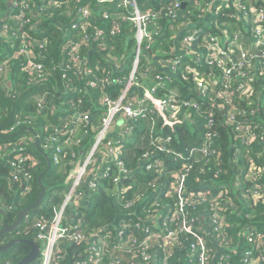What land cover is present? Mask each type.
<instances>
[{
	"label": "built area",
	"instance_id": "built-area-1",
	"mask_svg": "<svg viewBox=\"0 0 264 264\" xmlns=\"http://www.w3.org/2000/svg\"><path fill=\"white\" fill-rule=\"evenodd\" d=\"M190 2L201 10L200 19L205 18L208 5L204 0H166L157 6L138 0H0V7L3 3L10 6L0 12V40L6 39L15 48L11 57L0 61V75L6 73L11 60L20 59L22 70L38 75L30 80V87L42 85L37 81L52 73H48L41 50L49 48L55 31L47 33L40 16L58 13L63 33V61L52 63L53 70L62 72L65 100L60 104V122L47 123L48 132L40 145L52 154L55 166L67 160L70 168L61 202L52 203L50 211L28 215L18 232L32 235L39 244L40 254L32 264H61L64 243L76 248L73 264H171L173 248L184 246L186 235L195 238L190 247L192 264H232L238 249L243 250L239 259L243 264L264 260V232L253 233L249 225L241 229L244 245L233 244L231 253L218 256L214 248L223 250L229 245L225 238L220 240L227 216L214 202L205 208L216 234L209 241L199 227L198 215L203 218V211L197 214L190 208L212 197L207 194L210 189L187 184L194 164L207 165L219 151L216 113L207 112L202 100L214 97L223 111L222 123L234 126L242 135L247 154L255 149L249 140L256 135L257 125L241 118L246 111L239 109V103L264 107V0L252 9L243 0H222L215 11L220 18L211 19L209 26L194 25L184 31L180 47L166 52V31H182L187 17L192 18V11H184L183 4ZM244 16L257 53L252 48L245 55L243 34H230L227 29ZM126 31L134 39V56L125 75L113 70L112 64L97 67L95 73L96 61L95 65L91 62L90 51L96 43ZM147 81H151L149 86ZM47 94L35 95L39 108H47ZM89 102L98 106L91 108ZM34 119L17 115L3 132L30 125ZM199 123L203 125L202 141L181 149L175 143L181 126L196 129ZM146 135L149 148L134 162L136 167L130 168L135 155L129 147ZM37 139L38 135H25L17 143H0V161L8 163L9 181L20 186L21 195L33 190L30 167L39 160L28 152V146ZM262 153L264 148L257 151L258 156ZM240 155L236 147L234 156ZM144 175L146 179L141 181ZM263 175L264 165L251 162L247 177L256 182ZM202 184L207 183H197ZM102 187L128 211L129 218L99 226L86 221L83 203L96 197ZM253 192L264 193V187L259 185ZM48 199L52 201L53 196ZM1 210L5 214L14 206L2 204Z\"/></svg>",
	"mask_w": 264,
	"mask_h": 264
},
{
	"label": "trees",
	"instance_id": "trees-1",
	"mask_svg": "<svg viewBox=\"0 0 264 264\" xmlns=\"http://www.w3.org/2000/svg\"><path fill=\"white\" fill-rule=\"evenodd\" d=\"M140 2L148 1L152 5H161L166 0H138ZM247 3L245 0H243ZM257 2V4H259ZM9 4L3 3L0 7V12H4L9 9ZM193 11L195 14H200L201 10L193 5ZM191 11V10H189ZM41 26L47 28V33L55 34L52 36V43L49 48L41 50V53L45 56V66L48 73H52L48 77H42L37 82L42 85L36 87H30L31 79H38V75L30 74L22 70V61L20 59H13L8 64L6 73L0 75V143L12 144L17 143L25 135L35 136L38 135L40 141L28 146V152L37 157L39 163L30 167L31 172L34 175L33 190L26 194H20V186L17 184H11L9 181V165L6 161H0V228L2 227L4 219L9 223H13L20 209L26 208L35 203L37 197L41 193V187L38 182L39 175L47 169L48 163L45 153L49 156L51 161V167L46 171L42 177V181L47 188L46 194L50 197L53 195L54 190L63 191L66 188L64 174L70 168L67 160H64L61 166L57 167L52 162V154L42 149L43 135H47L48 122H60V115L63 107L60 106L65 99L62 96L63 81L62 72L60 70H53V61L61 62L63 57L61 56L60 43L62 41V29L59 27L58 13L50 14L49 16H40ZM192 17V14H191ZM216 17V16H215ZM221 17H223L221 15ZM193 19L196 16L192 17ZM220 18V16H217ZM163 24L167 27V20H162ZM167 35L170 33L168 31ZM183 32V31H182ZM62 33V34H61ZM184 33V32H183ZM130 32L126 31L124 35H119L116 38H108V41L104 43H96L93 50L90 51V58L96 61L95 73H98L97 67H108V59L119 56L122 54L124 47H132L134 39L130 36ZM183 35V34H182ZM6 39L0 40V61L6 57H11L15 48L6 43ZM196 43V41H195ZM115 45L116 54L112 53ZM91 52L93 54H91ZM39 53V51L37 52ZM107 59V60H106ZM59 71V72H58ZM69 79L72 76H68ZM48 92L47 94V108L43 106L39 108L38 102L35 99V95ZM195 95H198L196 91ZM96 94V93H95ZM99 94H96L95 102H98ZM207 112L215 111V129L220 134V139L217 140L218 154L211 158V161L203 166L197 162L189 173L187 184L190 188L200 187L207 191L212 197H205L204 202L196 207L191 206L190 212L198 214L199 210L203 211L204 217H199L198 221L202 229L200 230L206 236L208 240L216 238V234L212 232V226L209 222V217L205 208L212 202L217 204L218 209L223 210V213L227 216V219L222 223L225 227L223 237L229 242V245L225 249L220 250L214 248L218 252V256L222 253H231L230 246L235 244L244 245L242 243L241 229L245 225H249L253 233L264 232V193L255 195L253 192L256 187L261 185L264 187V175L260 181H253L247 177V173L251 162L256 163L259 166L264 165V153L261 156L257 155V151L260 148H264V107H252L247 106L246 101L239 103V109L245 110L246 114L241 118L250 121L252 125H257L254 132L256 135L249 140V143L255 148L253 152L247 154L246 146H243V137L234 126L226 125L222 123L223 111L220 107V103L215 101L214 97H211L207 101H203ZM264 103V101H263ZM98 103L92 104L89 102L91 108L97 107ZM22 117L30 115L35 119L30 125L17 127L12 131L3 132L5 129H9L15 122L16 116ZM203 131L202 123H199L195 128H189L181 126V135L175 139L181 149H185L188 146L199 144L202 141L200 137ZM238 147L240 156L235 157V148ZM130 149L134 150L132 155L134 159L128 164L130 168L136 167L138 158L142 157L145 151L149 148V136L146 135L143 141L135 142L130 145ZM129 154V158H131ZM128 158V160H129ZM263 168V167H262ZM259 169V171L262 170ZM135 176V175H134ZM141 176V175H140ZM146 176L140 178L141 181H145ZM110 179L107 178V181ZM206 181L205 185H197V183ZM110 182V181H109ZM107 183V182H106ZM214 186V187H211ZM101 192L96 197L83 203V209L85 211V219L87 222L93 224V226H99V224H112L119 221L123 217L127 216V212L118 204L114 197L107 194L106 187L100 189ZM62 200L61 195L53 196V200L49 201L47 198L39 207H35L29 213V217L35 213H42L44 211L51 210L52 203H59ZM2 204L13 205L14 210L8 213H3L1 210ZM237 205L236 210L233 206ZM200 213V212H199ZM28 216L24 219L26 222ZM129 218V215L127 216ZM24 224V223H23ZM22 224L18 226L16 230L4 235L3 240L5 242L13 238H24L34 240L32 235L18 234L20 230H23ZM195 241L193 235H186L183 238L184 246H175L173 248V254L170 257L171 264H192L193 257L190 254V247ZM218 242V241H217ZM241 242V243H239ZM64 257L61 264H73L74 254L76 248L69 243H64ZM30 252V246L27 244H18L13 246L9 251L1 254L0 264H4L5 261L11 260L12 264H17L24 256ZM243 254V250L238 249L236 254H233L232 264H243L239 262ZM261 264H264L262 260Z\"/></svg>",
	"mask_w": 264,
	"mask_h": 264
},
{
	"label": "crops",
	"instance_id": "crops-1",
	"mask_svg": "<svg viewBox=\"0 0 264 264\" xmlns=\"http://www.w3.org/2000/svg\"><path fill=\"white\" fill-rule=\"evenodd\" d=\"M205 1V5H208V11L205 14V18L200 19L198 14H195L193 11V5L192 2L187 3L185 5V7H183L184 11L186 10L192 11V17L196 16L195 19L193 18H188V20L186 22H184L181 26L183 27L182 31H189V29L191 30L192 28H195L194 25L197 26H209L210 25V20L211 19H217V15L215 17V11L221 7V3L222 0H204ZM247 3V8L252 9L253 5H256L257 2H259L260 0H245ZM193 23V24H192ZM246 27H247V23H246V17H240V18H236L235 20H233L230 25H227V29L229 31L230 34L234 33V32H241L243 35L242 37V44H243V48L245 49V55L248 53V51L252 50L253 46H252V42L250 39V33L246 31ZM174 32L172 34L167 35V32L165 35H167L166 37V42L165 44H163V49L166 50V52H175L178 47H180L181 45V37L183 32ZM162 40V39H161ZM161 40L158 41L157 45L160 44ZM133 47H124V49L121 51L122 54L119 53V57L116 61L115 57L114 59H111V64H112V68L115 71H119L121 73H123L125 75V70L129 69V65L130 62L133 59L134 53L132 51ZM127 51V52H126ZM91 54H93L91 52ZM149 60L152 61L153 58L151 57V54H149ZM110 59V58H109ZM107 60V59H106ZM91 61H93L91 59ZM94 62V61H93ZM208 71V70H207ZM206 77H209V75L207 74ZM151 81H147L145 82V84L147 86L150 85Z\"/></svg>",
	"mask_w": 264,
	"mask_h": 264
},
{
	"label": "water",
	"instance_id": "water-1",
	"mask_svg": "<svg viewBox=\"0 0 264 264\" xmlns=\"http://www.w3.org/2000/svg\"><path fill=\"white\" fill-rule=\"evenodd\" d=\"M187 3L183 4V7H185ZM253 52L257 53L256 49L253 48L252 50ZM37 144H39V141L36 142ZM46 159H47V169L42 172L39 177H38V182L40 184L41 187V193L39 194V196L37 197L35 203H33L32 205L20 209L18 211L17 214V218L13 223H9L6 219H4L2 227L0 228V253H5L7 251H9L13 246H16L18 244H27L30 246V252L24 256L17 264H32L39 256L40 254V249H39V244L31 239H24V238H13L9 241H7L6 243L2 242V238L5 234L7 233H11L14 230L17 229V227L23 222V220L28 216V214L31 212V210L33 208H37L41 205V202L46 194V186L44 185L43 181H42V177L44 176V174L46 173L47 170L50 169L51 167V161L49 156L45 153Z\"/></svg>",
	"mask_w": 264,
	"mask_h": 264
},
{
	"label": "rangeland",
	"instance_id": "rangeland-1",
	"mask_svg": "<svg viewBox=\"0 0 264 264\" xmlns=\"http://www.w3.org/2000/svg\"><path fill=\"white\" fill-rule=\"evenodd\" d=\"M169 33H170V32H169ZM172 33H174V32H172ZM172 33H170V34H172ZM132 47H133V46H132ZM116 48H119V46L115 45V48L112 50V53H113V54H116ZM153 48H154V50L157 49V48H155V47H153ZM126 52H127V51H126ZM116 57H117V58H116V61H117V59H118L119 56H116ZM143 61H144V59H143ZM108 66L111 67V59H108ZM88 100L91 101V98H89ZM61 169H62V166H61ZM67 172H68V170H67L66 173L64 174L65 179H66ZM211 187H214V186H211ZM65 191H66V188H65L63 191L54 190L52 196H55L56 194H57V195H61V196H63ZM48 197H49V196L46 194L43 200L45 201ZM44 201H43V202H44ZM59 203H60V202H59ZM41 204H42V203H41ZM1 254H3V253H0V257H1Z\"/></svg>",
	"mask_w": 264,
	"mask_h": 264
},
{
	"label": "clouds",
	"instance_id": "clouds-1",
	"mask_svg": "<svg viewBox=\"0 0 264 264\" xmlns=\"http://www.w3.org/2000/svg\"><path fill=\"white\" fill-rule=\"evenodd\" d=\"M260 1H261V0H260ZM45 195H46V194H45ZM44 197H45V196H44ZM43 199H44V198H43ZM42 201H43V200H42ZM41 203H42V202H41ZM28 215H29V214H28ZM23 222H24V220H23ZM23 222H22V223H23ZM22 223H21V224H22ZM21 224H20V225H21ZM20 225H19V226H20ZM17 228H18V227H17ZM3 237H4V236H3ZM2 239H3V238H2ZM3 243H6V242H3Z\"/></svg>",
	"mask_w": 264,
	"mask_h": 264
}]
</instances>
